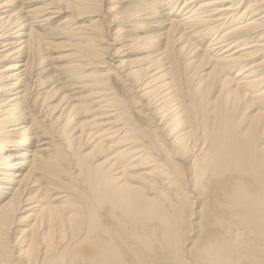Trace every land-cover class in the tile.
Instances as JSON below:
<instances>
[{
    "label": "bare ground",
    "instance_id": "1",
    "mask_svg": "<svg viewBox=\"0 0 264 264\" xmlns=\"http://www.w3.org/2000/svg\"><path fill=\"white\" fill-rule=\"evenodd\" d=\"M20 1L27 5L26 11L15 9ZM64 1L0 0V264H264V112L260 110H264V0H164L165 15L180 18L170 23L164 52L181 40L175 39L177 26L186 34L205 36L208 44L200 63L211 69L199 82L205 83V91L218 87L223 92L225 112L218 102L213 112H221V117H214L215 125L209 123L207 107L194 108L190 119L181 120L180 114L167 121L178 108L162 111L172 85H155L147 91V79L128 82L124 76L128 91L136 97L155 90L154 102L146 101V111L155 123L159 144L153 169L163 180L147 173L151 178H130L138 184L132 185L125 183V172L114 178L95 176L85 224L77 206L57 205L59 200L65 203V196L48 194L40 199L51 190L42 187L31 197L27 192L36 186H29L36 170L53 174L36 153L30 154L29 146L23 148L31 128L25 125L29 119L20 101L19 83L28 66L20 53L35 39L30 21L48 24L68 13L62 24L73 25L95 15L93 9ZM148 1L139 13L155 20L159 7L155 0ZM40 3L48 4L36 10L28 7ZM188 45L192 46L190 41L180 52ZM87 49L81 48L80 54ZM166 59L173 65L172 53ZM222 67L238 70L232 91L226 86L233 79L219 76ZM160 72L149 77L155 84L167 77ZM247 90L254 91L250 101ZM253 105L259 111L246 117L250 126L242 133L243 124L228 110L252 112ZM113 106L112 111L119 113L121 107ZM179 121L185 130L178 131ZM101 125L110 130L117 126L110 121ZM15 136L23 137L14 142ZM101 146L97 140L93 150ZM22 214L28 216L19 218ZM84 248L88 252L80 254Z\"/></svg>",
    "mask_w": 264,
    "mask_h": 264
},
{
    "label": "rangeland",
    "instance_id": "2",
    "mask_svg": "<svg viewBox=\"0 0 264 264\" xmlns=\"http://www.w3.org/2000/svg\"><path fill=\"white\" fill-rule=\"evenodd\" d=\"M155 1L160 10L155 20L139 13L141 7L149 3L148 0H66L65 3H75L86 11L93 9L95 15L73 25L62 24L70 16L68 13L54 18L48 24L30 21L35 39L26 51L20 53L24 55L20 59L22 62L28 60L21 77L23 80L19 83V90L23 91L20 101L29 119L25 125L31 128L30 140L23 148L29 146L30 154L36 153L39 162L47 166L53 175L36 170L33 173L34 180L29 184L36 186L27 190L28 197L37 191V187L51 189L47 193L44 191L40 199L48 194L53 198L65 196V203L59 200L57 205L77 206V213L84 224L89 218L91 199L95 192V176L114 178L120 175L119 172H125L128 175L124 179L125 183L132 185L138 184L130 178H151L145 175L147 173L157 181L162 179L153 169L155 146L159 144L155 143V123L149 121L151 116H147L146 111V101L154 102L155 95L152 92L155 90L149 93L150 97L142 96L143 93L136 97V94L128 91L129 81L147 79L144 87L147 91L160 84L172 85L173 92L165 103L166 107L161 106L162 111L173 106L178 108L174 115L166 118L167 121L175 120L180 114L183 115L181 120L190 119L194 116V108L207 107L209 123L215 125L214 117H221V110L216 109L219 114L213 112L218 102L224 111L226 96L223 92L218 87L205 91V83L199 82L211 69L209 64L203 67L200 63L208 40L201 35L195 37L198 33L186 34L182 26H177L175 39L181 40L164 52L170 23L172 20L180 21V18L166 16L168 11H164V0ZM44 4L28 7L36 10ZM18 7L27 10L23 1L15 9ZM158 7H155L157 11ZM180 7L178 5L177 10ZM187 41L192 46L188 45L184 52H180ZM86 46L87 51L80 54V49ZM169 53H172L173 65L166 59ZM114 54L118 56L113 57ZM212 56L206 53V57ZM9 64L14 63H6ZM155 69L158 70L155 72ZM150 70L151 74L147 75ZM160 71L167 73V77L160 78V82L155 84L149 77ZM237 71L224 70L223 67L220 71L219 76L233 79L226 86L229 91L234 89ZM161 75L162 72L159 73ZM105 78L108 80L102 81ZM252 92L246 91L248 101L254 94ZM136 104L139 107L135 108ZM113 105L121 107L119 113L112 111L115 109ZM252 109V112L247 108L228 110L231 115H236L237 122L243 124L242 133L250 126L246 117L259 111L255 105ZM106 121L117 126L110 130V127L101 125ZM123 125H126V130L121 129ZM179 126L178 131L185 130L183 123ZM21 137L15 136L13 141H20ZM97 140L102 141V146L93 150ZM136 151H141L140 155L130 154ZM17 186L15 184L12 187L14 189ZM56 190L58 194H53ZM13 191L6 195V199ZM26 216L28 214H22L19 218ZM22 223L31 225L32 221ZM82 250L88 252V248H84L80 249V254Z\"/></svg>",
    "mask_w": 264,
    "mask_h": 264
}]
</instances>
